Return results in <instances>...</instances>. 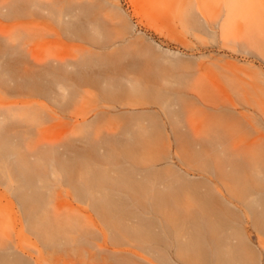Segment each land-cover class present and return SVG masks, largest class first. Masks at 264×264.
<instances>
[{"label": "bare ground", "instance_id": "6f19581e", "mask_svg": "<svg viewBox=\"0 0 264 264\" xmlns=\"http://www.w3.org/2000/svg\"><path fill=\"white\" fill-rule=\"evenodd\" d=\"M78 1L79 0H0V15L2 14V17L7 22L9 21L11 23L9 24L10 26L8 25V29L6 32L0 33V94L2 93V96L4 94L3 97L8 98L7 101L5 99V101L3 102L2 100H0V186L2 185V187L6 189V192H9L7 193L11 195V198L15 200L18 207L16 208L17 210L19 209L18 213L20 212V215L22 217L20 222H18V232L14 228L17 232H15L16 236L14 237H17L19 242H16L17 239L15 240L13 238H11L13 239L11 241L10 237H8L10 234H5V232H8L9 229L6 230V228L4 227L0 229V264H68L66 262V258L68 259L73 256H82L83 254L89 255V250H94L97 251V253L104 254V260L108 261L110 264H264V165L262 166V162L261 164H259L260 162L257 161L259 167L260 165L262 167H260L261 169L259 168L257 174H255L256 170L254 172L253 169L255 168L254 166L252 167V165L254 164H251L250 167L248 163L246 164L244 162L247 158H250L249 156H247L250 155L251 152L248 151L249 146H246L248 147V150L246 148L243 150L244 147L242 148V145L240 148L236 144V148L240 150L239 153L238 151H234L231 146L229 151H225L223 148H225L226 145H222V143H225V141L221 143L220 140H217V137L219 136L222 137L219 139H224L223 136H221L219 133H216V135L219 134L217 137L215 136V138L217 139H214V137H210V140L214 139L212 142H210L212 143V146L215 147H212L211 143L210 146L212 147V151H214L215 155H218L219 153L220 161H218V163H220V165L218 166V168L215 167V169L211 170L212 167L214 168V166L216 165V163H213V160L210 156L213 155V152L212 154L210 153V155L206 154V160H212L211 163H206V161L204 160L206 166H209L208 168H210H207L209 170V176L208 178H206L207 176L205 174H207V169L205 171L202 168L204 171H202L201 173L205 172L204 175L206 177L203 175L204 178L202 177L203 179L201 181L196 182L189 179L188 177H185L189 176L186 172L184 174L181 173L182 175L172 174L169 176L167 175L166 177H162V175L160 174L150 172L149 168L152 169V167L156 165H153L151 167L147 166V168L143 164L145 159L144 155H142L143 157L140 158L138 157V153L134 151L135 149H132V143L134 142L135 144V140H137L138 136L139 138L142 137H140V135L136 136L135 132L132 130L136 123L141 122V125L145 124L144 120V123L140 121L142 117H144V114L142 112L147 115V112H149V110H144L141 112V110L138 109L140 111L139 114L143 115L142 117H139V115L138 117L136 115H133L130 118L124 119L125 122L122 120L124 124L126 123L125 125L123 124L124 131H120H123L122 133L124 135L120 136V134L118 133L119 137H124L122 138V141L121 138L119 139V137H117V139L119 140H114L107 137V139H104L101 142L90 140L89 137L92 133H90V130H92L94 124L96 125V119L98 115H95L94 120L90 122L84 120L82 124L79 123V127L81 126L83 130L81 127V129H78L77 124V126L75 125V127H77L76 131H70L71 133L69 132V135H66L67 132L61 131L62 133H60V135H58L57 137H54L52 135L50 136L51 130H53L56 126L44 127V125L49 123L52 119L55 120L56 118L52 117L49 112H53L57 110V108L62 110L63 107H66L64 105L72 104L73 102H66L70 95H72V98H70L72 99V101L76 98V96H73V93L75 92H73L74 89L71 87L72 84H68L69 81L75 82L76 84L77 82L80 84L81 82H83L86 85L90 84L95 80L93 78V80L89 79L90 76L86 74V71L90 72V69L96 66L105 67L108 70L112 69L111 71L114 72L115 75H117V78L124 80L126 82V85L128 83L127 87H130L129 84L130 82H132V79L130 78V76L133 74L132 71H136V73H138L139 69L137 71L135 67H139V65H141V71L142 67V69H144L147 66L146 65L144 67V62L145 64L148 63V61L145 60L142 64L141 62L143 59L141 58L140 60V56L136 54L139 57V62L141 61L140 64L138 62L137 64L135 62V58H132L135 64L133 68V62L127 63L129 59L126 57V60L128 59L126 61L127 66L124 65L126 67L120 68L119 64L122 58L127 55L130 56V54L128 53L130 51V46L125 47L114 54L103 56H95L92 55L93 53L89 55L88 53V57H86V52H88L86 51L84 52L85 56H82L81 58L77 57L76 59L72 58L73 60L71 59V61H69V57V60L66 61L67 58L57 59L54 58V56V59L50 57V59H47L46 63L44 64L41 59L36 58L35 60L34 49L28 47V45L30 44L25 42L26 39H30V35L34 36L35 34L30 33L31 31H29L28 28H25L28 30V33L25 32L26 35H28L25 37V35L21 34L23 35V37H21L20 35H18L17 31H22L24 29L23 27L28 25L33 26L38 19L52 20L58 25L64 26L61 33L62 35L64 34L63 36L67 39L69 37V39H75L83 42L84 44H88L89 47L91 46L92 48H94L93 50H110L111 47L109 46L113 42L110 43V39L107 38V35L103 34L104 32L100 33L101 31H99L97 28L100 34H98L97 39H94L90 34H93L94 32H89L86 29L90 27L92 28V26H90L92 23H95L93 24L94 26H97V24H99L96 23V20L94 22L93 19L95 15L98 14V12L104 14V12H101L105 9L104 5H102L98 0H91V2H89V4L87 5L85 4V2H83V4ZM228 3L230 4L229 8L232 7V9H234L235 7L240 9V7L243 6V0H230ZM111 5L109 7H112ZM116 6L117 4L114 5L115 8ZM191 6L194 7L193 5ZM191 6L187 7L188 9L186 11V16L188 17V20L192 21L191 23L193 26H199V24H197L198 22H196L198 21L196 20L198 18H196L197 16H195L194 14L196 11H192L194 8L192 9ZM107 8L104 11H109V9ZM263 9L264 8H262V10ZM261 14L264 15V12ZM117 16L122 18V16L119 14H117ZM102 17H100V19H98L97 17L98 21H102ZM80 19H82V21L84 20V23H81L82 21L79 22ZM24 20H26V22H24ZM27 20L29 21L27 22ZM262 20H264V18ZM262 20L259 22L260 25H257V32L254 34L257 40L254 45L256 44V48L260 47L264 49V25H262L264 24V22ZM123 21L125 22L124 19ZM86 22L90 27H86ZM36 24L38 25V23ZM40 25L44 27L45 24ZM261 25L262 27H260ZM126 26L128 27V25L126 24L123 28L119 29L124 30L125 28V30H127ZM38 28L41 27H35V29L37 30L36 34L39 33ZM91 28L89 29L90 31ZM261 28L263 29L261 30ZM25 29L24 31H26ZM46 30H49V28ZM24 31H22V33ZM93 35L96 36L95 33ZM124 39H122L123 43L125 41ZM136 48L138 49V47ZM260 48L258 50H260ZM147 51L146 53H148ZM138 52L140 54L141 51ZM155 52L158 53L157 51ZM262 52L264 53V50H262ZM146 55L147 54H145V56ZM130 57H132V55ZM27 58L30 60H27ZM154 58H157V56ZM168 58L171 59L170 57ZM149 60H151V55ZM172 60L173 58L171 59V62ZM151 61H149L148 64H152L150 63ZM158 61L156 63H159ZM39 62L41 64H38ZM156 63L154 62V64ZM173 63L175 64V61ZM176 66L177 65L175 64V67ZM77 68H81L83 71L81 72L80 69V72H76L75 69ZM155 70L157 71L155 72V74L158 73L159 75V69L155 68ZM153 72L154 70L151 72V74L154 76V79H150L158 81V75L156 76ZM95 73L97 74L98 72ZM107 74L108 73H105L104 75ZM111 74H108L110 75L109 78L114 76V74L112 76ZM141 74H143V70ZM162 74L163 73H161L160 75L162 76ZM72 75L73 77H75L73 78ZM98 76H100V74ZM98 76H96V78H98ZM102 76L103 75H101V78ZM135 77L138 78V75ZM115 78L116 76L114 77V79ZM105 79L102 80L104 81L103 84L106 83ZM137 80H140L141 83L142 78H138ZM97 81L95 83H97ZM133 81H135V78ZM109 82H107V84H109ZM120 82L118 85L121 84ZM152 82L153 81H151L150 83ZM99 83L100 81L98 82V86ZM76 84H74L73 86H75ZM84 84H81L83 88ZM160 84H162V81ZM115 85L117 84H114V86ZM121 86H123L124 89L125 85L121 84ZM131 86L133 85L131 84ZM152 86L155 85L152 84ZM69 87L72 88V90H70L73 93L70 92ZM119 87L120 86L117 87V90L119 89ZM139 87L137 88V90L139 89ZM148 87L149 86H147L146 88ZM88 88H92V83ZM156 88H152V90H161L160 87H158L160 89L157 88L158 90ZM77 89L81 88L78 87ZM106 91L109 90L106 89ZM144 91L145 93H147L146 90ZM112 92L114 93V90ZM150 93L151 91L146 95ZM161 93H163L162 90L159 95ZM78 94L76 95L78 96ZM114 94H116V92ZM153 95L156 96L154 92ZM112 96L114 95L112 94ZM148 97L149 95L146 97V102ZM159 97L161 98V96L155 98ZM10 98H13V100H11ZM107 98L108 97H105V99ZM155 98L154 100L152 99L154 102ZM98 99H100V97ZM165 99H163L164 102ZM41 100L50 105L40 104L38 101ZM101 100H103L102 102H104L103 98ZM116 100L117 99L115 98V101ZM123 100L125 99H122V102ZM152 100L150 102V105L154 103ZM158 100L156 102L157 104ZM161 100L162 98L159 100V102ZM115 101H113V104ZM173 104L174 106L172 107L176 108V101L173 100L172 103H170V107ZM52 105L55 106V108L57 107L56 109L54 108L55 110L53 111L50 110V106L52 107ZM134 105L136 107V104ZM158 105H156L155 107L157 108ZM107 106H109V104L106 105V107ZM117 106L119 107L120 105ZM164 106L165 104L163 103V107ZM167 106L169 107V105ZM110 107H112V105H110ZM164 108L166 109V106ZM164 108H161V110ZM120 109L123 110L122 113L126 112L124 110L125 108L122 109L120 107ZM120 109H116L118 111L117 114L115 113L116 111L112 112L115 113V115H118V113H121L119 112ZM126 110L127 114H130L129 107ZM167 110H165L167 115L176 113V115H172L173 117L177 116V112L169 113V111ZM103 112H105V110ZM109 112L110 110L107 113ZM60 113L59 116L65 115L64 112V115H60ZM55 114L58 115L57 112L54 113V115ZM153 114L155 115L156 113L154 112ZM153 114H151V116ZM157 115H159L160 119L162 120V115ZM172 115L171 117L169 116L170 118H168V121L170 119V121L174 122V120H171ZM146 117L145 119H147ZM152 117L150 118L154 119ZM160 119H158V121H160ZM158 121L155 120L152 122L157 123ZM180 121L178 122L182 125V122ZM149 122L151 123V121ZM173 122H170L169 125L171 126L174 123H178ZM160 123L164 125V123ZM148 124H146V126ZM151 125H154V123H152ZM158 125L155 128L160 129ZM181 125L179 128L182 127ZM144 126L145 125H143V127ZM170 126L169 130H171L170 128H173L174 130L176 128V132H179L176 124L175 126ZM177 126L179 125L177 124ZM166 127L168 128L167 125ZM55 130H57V128ZM174 130H172L173 132L171 131V135L174 134ZM138 132L140 133L139 130ZM81 134H83L84 136L85 134L88 135L83 138L88 145V148L83 151H80V148L79 150H76L77 145H75L77 142L80 144V142L82 141L80 137H75V135ZM178 134L176 133V135ZM150 135L152 137V134ZM159 138L161 137L159 136ZM124 139L126 140L125 142ZM186 139L189 140L188 138ZM186 139H183L184 142L186 141ZM139 140L138 143H140ZM183 140L181 138V141ZM147 141L152 142L153 140ZM215 141L216 143H218L219 141L218 148L220 147L222 150L216 148L217 145H214ZM187 142L188 141H186V143ZM147 143L149 144V142ZM207 143H209V140ZM145 146L147 145L145 144ZM148 146H150V144ZM252 146H250V149L253 148ZM214 148H216L220 152L217 151L218 153H216V149L214 150ZM231 148L237 154H240V152L243 150L241 153L242 156L234 155V152L232 153L233 156L232 154H229L232 157L235 156L234 158H236V156L237 158L239 157L238 160L242 161V163L238 162L237 159H233L232 157L227 155L228 152H230ZM261 148L260 150L263 151L264 147L263 149ZM101 149L103 150V152ZM153 149H148L147 152H155V149ZM209 149L211 150V148ZM257 150L258 149H256L255 151ZM100 151L102 153H100ZM245 151L249 152V154H246ZM152 152L151 154L153 155L154 152ZM255 154H257L258 156V153L255 152ZM193 155L195 156V153H193ZM217 155L213 158H218ZM145 156L147 157V154H145ZM240 156H245L246 159H244L243 161L241 159H243L244 157L240 158ZM195 157H198L199 160L201 156L197 154ZM150 158L153 157H149V159L147 160H151ZM202 158L204 159V157ZM209 158L210 160H208ZM262 158L258 157L257 159L264 160V157ZM161 159L162 158H160V160ZM184 162L187 161L185 160ZM215 162H217V159ZM243 162L246 164V166L243 165ZM200 164H204V162L202 161L201 163L200 161ZM210 164H212V166ZM201 166L202 165H200V169ZM248 168L249 173H251L250 170L254 172V175L252 176L251 174L250 176L252 178H248L247 176H245L248 173ZM176 172L177 170L175 171V173ZM254 176L255 178L253 179ZM226 181H229L231 185L229 186V183H227ZM218 187H220V189ZM240 208H242L241 210H244V212L246 211L245 214H247V216L239 215V213L241 214V212H238L241 211ZM235 209L237 210V212ZM242 214H244L243 211ZM240 217L244 218L242 219ZM247 217H251L250 221H252V227L256 232L254 234L257 235L256 237L259 241L257 242L259 243L257 244V247L259 245L258 249L260 248L259 253L255 251L257 248H253V250L249 246V244L247 245L246 239L248 238H245L244 240V237L242 236V233L245 232L243 230L244 228L242 229L241 225H248L246 223L249 220L247 219V222L245 220V218ZM97 221L106 229L108 233L106 237L109 236V239H107L101 232L102 228H99ZM4 230L6 231L2 233ZM15 233H13V235H15ZM22 233L31 236L35 240L36 248L38 246L42 248V251L39 250L40 248H37L38 251L36 258H33L32 256V254L35 255L36 249L33 250L35 252H32V249L28 250L27 252L26 249L28 248L21 247ZM98 234L103 235V245L97 244L98 242L96 243ZM10 236L13 237L12 235ZM26 241L27 245L28 243H34L30 242L28 239ZM130 244L132 245L134 250L139 251L140 254H145L147 257H149V259L140 256L139 254H137L139 253L137 251L136 253L134 250L124 249V246H131ZM25 245L23 247L27 246ZM108 246H111V248H109ZM97 253L91 255V260H94L95 257H97ZM45 254L47 256H50L52 261H48L49 259L43 257Z\"/></svg>", "mask_w": 264, "mask_h": 264}, {"label": "rangeland", "instance_id": "374dc122", "mask_svg": "<svg viewBox=\"0 0 264 264\" xmlns=\"http://www.w3.org/2000/svg\"><path fill=\"white\" fill-rule=\"evenodd\" d=\"M98 1L101 2L102 5H104L105 9L108 7L107 9H109V11L108 10L104 11L105 10L104 9L103 11H101V12H104V14L98 12V14L99 13L100 14L95 15L93 20H94V22L96 20V23H99V24H97V26L93 25L95 23H92L91 25L89 24L90 26H92V28H91L90 26H88V23L86 22V24H87L86 27L87 26L90 27L91 31L89 30L90 28H86V27L85 28L89 32L95 33L96 36L93 35L94 33L93 34L90 33L94 39L98 38V34L104 32L103 34L107 35V38L110 39V43L113 42L109 46V47H111L110 50L109 49H106L105 51L104 50L103 51L98 50V49L93 50L94 48H92L91 46L89 47L88 44H84L83 42H80V41L75 40V39H71V38L69 39V37L67 39L66 37L63 36L64 34L62 35V33H61L62 28L64 26L58 25L56 22H54L52 20L38 19L36 21V23H38V25L35 23V20H34V23H35L34 25L41 27V28H38V32H39L38 34H36L37 30L35 29L36 26H34V25H33L34 27L32 25H28V26L23 27L24 29L28 28V30L31 31L30 33L35 34L34 36L30 35L29 36L30 39L24 38V39H26L25 42L30 44V45H28V47H31L32 49H34L35 60H36V58L41 59L43 61V64H44V63H46L47 59H50V57L53 58V56H54V58H57V59L58 58L59 59L60 58H67V60L65 59L66 61H68L69 59H70L69 61H71L72 58L76 59L77 57L81 58L82 56H85L84 52H86V51H88V52H86V57H88V53H89V55H91L93 53L92 55H95V56L96 55L103 56V55L114 54V53L118 52L119 50L130 46L129 48H130L131 52L129 51V49H128L129 52L128 51L127 52L130 54V56L132 55V57H130L129 55L124 56L122 58L120 64H119L120 68L126 67L128 62H133L134 60L132 58H135V60H136L135 62L136 63L138 62L140 64L141 61L139 62L138 56H140V60H141V58L143 59L141 62L142 64H143V61H145V60H147L148 63L151 60L152 61L154 60V61L150 62L152 64H148V63L145 64V62H144V67L147 65L149 68L146 66L144 69H142L143 68L142 67L141 71H140L141 65H139V67H137V66L135 67V69H137V71L139 69V71H138L139 74L136 73V71L135 72L132 71L133 74L130 76V78L132 79L131 80L132 82H130V84H129L130 87L129 86L127 87L128 83L126 85V82L124 80L117 78V75H115L114 72L111 71L112 69L108 70L105 67H96V66L93 67L95 69L91 68L94 70V72L91 69H90V72L89 71L87 72L85 70L86 74H88L91 77V78L89 77V79L95 80V81L91 82L92 83L91 89L88 88L91 86V83L86 85L83 82H81L82 85L84 84V88H83V86L80 83L77 82V84H76L75 82L69 81L68 84L69 85L72 84L71 87L75 90V91L73 90V92H75V93H73L71 91L72 90L71 87H69V90L71 89L70 92L73 93V96H76V98H75L76 100L73 99V101H72V99H70V98H72L71 97L72 95H70V97L68 98L69 100L67 99V101H66L67 103H69V102L70 103L73 102V103L70 104L71 106L69 104H68L69 106L64 105L66 107L67 106L70 107V108L67 107L68 109L66 107L62 108L65 115L63 114L61 109L56 107L57 110H55L56 109L55 106H53V105H52V107L50 106L51 111L55 110L53 112L58 113V115H56V114L54 115L53 112H49L51 114V116L56 118V119L55 120L52 119L49 123L44 125V127H55L56 126L53 130H51L50 136L52 135L54 137H57L63 131L67 132L66 135H69L74 130L76 131L77 127H75V125L77 126V124H78V129H81L82 127L81 126H80L81 128L79 127V123L82 124V122L84 120L90 122V121L94 120L95 115H98L99 118L97 116L96 125L94 124V127L92 128V130H90V133L92 132L90 137H89L90 140L95 141V142H101L102 140L107 139V137L115 140V139H117V137H119L118 133L120 134V136L124 135L122 133L124 131L123 130L124 125L126 124V123L124 124V122H125L124 119L130 118L133 115L134 116L136 115L137 117L139 115V117H142L143 115L139 114L140 113L139 110H141V112L144 110H147V111L149 110V112H147V111L146 112L150 115H148V114L146 115L144 112H142L144 114V117H142V119L140 121H142V123L145 122V124H143L145 126L143 127V125H141V122L136 123V125L138 127L135 125L133 130H132L135 132L136 136H138V135H140V137L142 136L141 138H139V136L137 137V140H135V144H134V142L132 143V149L133 148L135 149L134 151L136 153H138V157L141 158V157H143L142 155H144V157H145L144 162H143L144 166H146V167L147 166L151 167L153 165L157 166V167L153 166L152 169L149 168L150 172L160 174V175H162V177H166L167 175L169 176L172 174L182 175L186 172V173H188L189 176H185V177H188L189 179L196 181V182L201 181L205 175L207 176V177L206 176L205 177L208 178V176H209L208 175V172H209L208 169H210V168H208L209 166H206V163L207 162L211 163L212 160H213V163H216L215 166L213 165L214 168L212 167L211 170L215 169V167L218 168V166L220 165V163H218V161H220L219 160V153L217 152L221 149L220 147L218 148L219 141H218V143H216V141H215L216 144L214 143V145H217L216 148L219 149V150H217L216 148H214V150L216 149V153H218V155L216 154L218 156V158H215V159L213 157H216V155L214 154V151H212L213 150L212 147H215V146H212V143H211L214 139L218 138L217 140H220L221 143L225 141V143H222V145L223 144L226 145V147L224 146L225 148H223L225 151H227V150L229 151L230 146H231L234 149V151H238V153H239L240 150L238 148H236V144L240 148L242 145V148L244 147L243 150L245 148L248 150V147H246V146H249L248 151L249 152L251 151L252 153L250 152V155H247V156H249L251 159L250 158L246 159L245 156H243L244 158L241 157L242 156L241 153L243 150L240 152V154H237L236 152L233 151L232 148H231L232 151L230 150L231 153L228 152L227 155H229V154L231 155L233 152L235 153L234 155H237V156L241 155L240 158H243L241 160L244 161V159H246V161H244V162L246 164L248 163V165L250 167H251V164H254V165H252V167L254 166L255 169H253V168L252 169L254 172L256 170L255 174H257V172L259 171V168L264 165L263 164L264 160L259 159L260 160L259 161L257 159L258 157L259 158L264 157V150L263 151L260 150L261 147H262L261 149H263V147H264V53L262 52V50H264V49H262L260 47H257V48L255 47L256 44L254 45V43L257 40H256L254 34L257 32L256 29L260 25L259 22L264 18V15L261 14L264 12L263 11L264 9L262 10V8H264L263 7L264 6V0H243V4H242L243 6H241L240 9L236 8V7L234 9H232V7L229 8L230 4L228 2L230 0H116V1L115 0H112V1L109 0L110 3L108 2V0H98ZM78 2H80V3L85 2V4L87 5V4H89V2H91V0H82V1L79 0ZM115 4H117L118 7L116 6V8H115L114 7ZM110 5L112 7H109ZM191 5H193L194 7H192ZM189 6H191L192 9L194 8L192 11H196L194 14H195V16H197L196 18H198V19H196V20H198L196 22H198L197 24H199V26H193L191 23L192 21L188 20V17L186 16L187 15L186 11L188 9L187 7H189ZM111 14H112V16H111ZM117 14L121 15L122 18L118 17ZM97 17H98V19H100V17H102L101 20L103 22L100 20L98 21ZM82 19H80L79 22H81ZM123 19L125 20V22L123 21ZM28 21L29 20H27V22ZM83 21L81 23H84ZM262 21L264 22V20H262ZM24 22H26V20H24ZM120 22H122V23H120ZM126 22H128V23H126ZM9 24H11V23L9 21L7 22L2 17V14H1L0 15V33L6 32ZM40 24H45L46 26L44 25V27H42ZM101 24L103 25V27ZM126 24L128 25V27L126 26L127 30H125V28H124V30L119 29V28H123ZM98 25H99V27H102V28H99ZM262 25H264V24H262ZM262 25L260 27H262ZM31 26H32V28H31ZM93 26H94V28H93ZM45 27H46V29L49 28V30H46ZM97 28L99 31H101L100 33L97 30ZM263 28H261V30ZM3 29H4V31H3ZM24 29L22 31H24ZM50 29H52V30H50ZM25 30L26 31H24L23 33H22V31H20L21 32L20 33L18 30L17 31L18 35H20L21 37H23V35H25V37H26L28 34L26 35L25 32H27L28 30L27 29H25ZM34 30H35V33H34ZM110 33L112 36L110 35ZM125 33H126V35H125ZM21 34H23V35H21ZM123 36L125 37V39ZM258 37H259V35H258ZM253 38H255V39H253ZM122 39H124L125 41L127 40V41L126 42L124 41V43H123ZM30 41H31V43H30ZM114 43H115V45H114ZM133 43H135V44H133ZM136 47H138V49ZM31 48H29V49H31ZM259 48H260V50L261 49L262 50L261 51L258 50ZM147 49H148V51H147ZM138 51H141L140 54ZM146 51L148 53H146ZM155 51H157L158 53H156ZM154 52H155V54H154ZM83 53H84V55H83ZM244 53H246V54H244ZM145 54H147V55L145 56ZM43 55L45 56L46 60H45ZM142 55H144V56H142ZM150 55H151V60H149ZM155 55L157 56V58H154V57H156ZM167 56L170 57L171 59L173 58L172 62H171V59H169ZM171 56H174L175 58L171 57ZM68 57H69V59H68ZM126 57L129 59V60L127 59L128 61L126 60ZM137 57H138V59H137ZM28 58H27V60H30ZM131 59H132V61H131ZM157 59L158 60L160 59V60L158 61ZM174 59H176V60H174ZM126 61H127V63H126ZM157 61L159 63H156ZM174 61H175V64L177 65L176 67H175V64L173 63ZM40 62L38 64L42 63V62L41 63ZM154 62L157 65L158 64L159 65L157 66L156 64H154ZM28 63H29V61H28ZM32 63H33V61H32ZM124 65H126V66H124ZM155 65H156V67H155ZM134 66H135V64L133 62V68H134ZM159 66H161V67H159ZM155 68L159 69L158 72L160 74L163 73L162 76L160 74L158 75V73L155 74V72H157L155 70ZM80 69L77 68V69H75V71L80 72ZM77 70H79V71H77ZM106 70H107V72H106ZM142 70H143V74H141ZM153 70H154L153 73L156 76L157 75L159 76V77L157 76L158 79L155 77L158 81L151 80V79H154V76L151 74V72ZM82 71L83 70L81 69V72ZM144 71H146L147 73ZM95 72H98V73L96 74ZM105 73H108V74L113 73L114 76H112L113 74H111L112 77H110V78H112V79H110L109 78L110 75H108V74H107L108 76L104 75ZM83 74H85V73H83ZM99 74H100V76H98ZM73 75H75V74H73ZM73 75H72V77H73ZM94 75H95V77H94ZM101 75H103L102 78H101ZM137 75H138V78H142L141 83H140V80H137L138 78L135 77ZM96 76H98V78H96ZM106 76H107V78H106ZM115 76H116V78L114 79ZM145 77H146V82H145ZM160 77H162V78H160ZM163 77H164V79H163ZM134 78H135V81H133ZM97 79H98V81H97ZM104 79L106 80L105 84H103L104 81H102ZM108 79H110V80H108ZM161 79H163L164 81ZM120 80H121V82H120ZM96 81H97V83H95ZM99 81H100V83L98 86ZM117 81H118V83H117ZM137 81H139V82H137ZM147 81H148V83H147ZM149 81L150 82L153 81L155 84L153 82L150 83ZM161 81H162V84H160ZM107 82H109V84H107ZM119 82L122 85H125L124 89H123V86H121V84L118 85ZM93 83H94V85H93ZM113 83L117 84V85L114 86ZM157 83H158V86H157ZM74 84L77 85V88L79 87L81 89H77L76 85L73 86ZM131 84L133 86H131ZM147 84H149V85H147ZM152 84L155 85L157 88L160 87L164 94L161 93L159 95L161 90H158V89H160V88L157 89L155 86H152ZM79 85H81L82 87ZM135 85H137V86H135ZM139 85H140V87H139ZM109 86L112 90L109 88ZM118 86H120L121 88L119 87V89L117 90ZM142 86H144V87H142ZM147 86H149V87L146 88ZM138 87H139V89L137 90ZM152 88H156L158 91L152 90ZM106 89L109 90L110 92L106 91ZM121 89H122V91H121ZM80 90H81V92H80ZM113 90H114V93L116 92V94H114L112 92ZM144 90H146V91L148 90L147 93L150 91L152 93V94L150 93L151 95L148 94L149 95V97L147 98L148 103L145 101L146 97L148 95H146L147 93H145ZM164 90H165V92H164ZM153 92H154V94H156V96L153 95ZM1 94H0V100H2V102H3L6 99V101H7L8 98L3 97L4 94H3V96ZM76 94H78V96ZM112 94L114 96H112ZM141 94H142V96H141ZM162 94L165 97H163ZM129 96H131V97H129ZM150 96H152V97H150ZM158 96H161L162 100L165 99L166 97L167 98L165 99V102H164V100L163 101L161 100L159 102V100L161 98L160 97L155 98ZM99 97H100V99H98ZM105 97H108V98L105 99ZM109 97H112V98H109ZM102 98L104 99V102H102L103 101V100H101ZM115 98L117 99L116 101H115ZM154 98H155V102L153 101ZM122 99H125V100H123V102H122ZM11 100H13V98ZM11 100H9V101H11ZM119 100L121 101V104H120ZM148 100H150V101H148ZM151 100L156 105H158L159 103L161 104V105L159 104L157 107L159 109V111L155 107L156 105L154 103L150 105ZM157 100H158V104L156 103ZM173 100L176 101V108L172 107V106H174V104L171 105V107H170V103H172ZM98 101L102 102V103H99ZM113 101H115L114 104H115L116 109H120V107L122 109L125 108L124 110L126 112L122 113L123 110H121V109L119 111L123 115L121 113L120 114L118 113V115H115V113L117 114L118 111L115 109ZM38 102L40 104H46V105L48 104L42 100L38 101ZM162 102L165 104L166 109L164 108L165 106L163 107ZM103 103H105V104H103ZM108 104H109V106L106 107V105H108ZM134 104H136V107ZM142 104H144V105H142ZM48 105H50V104H48ZM110 105H112V107H110ZM117 105H120V106L118 107ZM167 105H169L170 108ZM128 107L130 109L129 110L130 114H127L126 109ZM161 108H164V109L161 110ZM106 109H107V111H106ZM58 110L62 113H60ZM104 110H105V112H103ZM109 110H110V112H109L110 114L107 113ZM163 110L164 111L167 110V111H169V113L177 112V116L173 117V115H176V113L175 114L172 113L173 114L172 115V114H169L168 112L167 113L169 115H167L166 111L164 113ZM112 111H114V112L116 111V112L113 113ZM157 111H158V113H157ZM154 112L156 113L155 115L153 114ZM59 113H60V115H64L65 117L59 116ZM101 113H102V115H101ZM104 113H107V114H104ZM151 114H153L152 115L153 117L151 116ZM157 114H160V116L162 115L161 116L162 120L160 119L159 115H157ZM178 114H179L180 118H179ZM126 115H127V117H126ZM171 115H172V118H174V119L171 118V120H174V122H178L181 119L180 122H182V125L179 124V122L174 123L173 121H170V119H169L170 122L174 123V124H172L173 126H175V124H176V127H178L179 132H176L177 131L176 128H175V130L173 128H170L171 130H169V126H170L169 123L170 122L168 121V118H170ZM58 116L63 117L64 119L59 118ZM121 116L124 118H122ZM145 117L147 119H145ZM150 117H152L154 119H151ZM158 119H160V121H158ZM122 120L124 122H122ZM143 120H144V122H143ZM147 120H148V122H147ZM155 120H157L158 122L157 123L152 122ZM175 120H177V121H175ZM149 121H151V123ZM160 122L164 123V125L161 124ZM152 123H154V125H151ZM146 124H148L149 126L148 125L146 126ZM156 124L157 125L159 124L158 127L160 129L162 128L161 129L162 132L160 131V129L155 128V127H157ZM177 124L179 126H177ZM119 125L121 126V128ZM166 125L168 126V128L166 127ZM180 125L182 126L181 128H179ZM44 127H42V128H44ZM56 128L58 131L55 130ZM58 128H60V129H58ZM82 130H83V128H82ZM121 130H123V131L120 132ZM138 130L140 131V133L138 132ZM143 130H145V131H143ZM172 130H174L175 136H174V134H172V135L170 134L173 132ZM175 132L177 134L178 133L179 134L176 135ZM216 133H219L221 136H223L225 140L219 139L222 137H220V136L217 137L219 134L216 135ZM150 134H152L153 138L151 137ZM66 135H65V137H66ZM112 135H113V137H112ZM85 136H88V135L85 134ZM85 136L83 134L75 135V137H80V139L82 140L80 142V144L78 142L75 144L78 146V148L76 146V150H79V148H80L81 149L80 151H83V150H86L88 148V145H87L85 139H83ZM114 136H116V137H114ZM156 136L158 138L160 136L161 137V138H159L160 140ZM215 136L217 138H215ZM210 137L211 138L214 137V139L210 140ZM120 138L122 141L123 140L122 138H124V137H119V139ZM156 138H157V140H156ZM181 138H182V140L183 139L185 140L186 138H188L189 140L186 139V141H188L186 143V141L184 142V140L181 141ZM119 139H117V140H119ZM125 139H126V137H125ZM125 139H124V142L126 141ZM141 139H142V141H141ZM138 140L140 143H138ZM147 140H153V141L151 142V141H147ZM208 140H209V143H207ZM147 142H149L150 146H148L149 144ZM210 143H211L212 147L210 146ZM83 144H84V147H83ZM145 144L147 146H145ZM156 144H158V145H156ZM141 145H142V147H141ZM234 145H235V147H234ZM252 145H254V146H252ZM250 146L253 147L252 149H254V148L255 149L254 150L250 149L251 148ZM147 148L150 150H152L154 148L156 153L154 151H153L154 153L151 151L153 153V155H152L151 152L149 151L150 152V154H149V152H147L148 151ZM157 148H158V151H157ZM209 148H211V150ZM145 149H147V150H145ZM256 149H258V150L255 151ZM259 151H261V152H259ZM102 152H103V150H102ZM102 152L100 151V153H102ZM212 152H213L214 156L210 155V153L212 154ZM249 152H246V154L247 153L249 154ZM255 152L258 153V156H257V154H255ZM193 153H195V156L197 154L200 155L201 156L200 159L202 157H204V159L202 158L201 160L200 159L198 160L199 156L195 157L193 155ZM145 154H147V157L145 156ZM206 154L210 155L212 160H210V158H209L208 160H210V161H207L206 160L207 157H205ZM246 154H244V155H246ZM155 155L157 158L155 157ZM148 156L153 157V158H150L151 160H147V159H149ZM232 156H233V154H232ZM232 156H230V157H232ZM237 156H236V158H234L235 156L232 158L238 160L239 157L237 158ZM253 157L257 160H255ZM160 158H162V159L160 160ZM221 158H222V156H221ZM152 159H153V161H152ZM216 159H217V162H215ZM185 160L188 163L184 162ZM204 160L206 161V163ZM200 161H201V163L203 161L205 165L200 164ZM257 161L260 162L259 164H261V162H262V166L260 165V167H259V164L257 163ZM238 162L242 163V161H240V160H238ZM244 162H243V165L246 166V164ZM212 164H210V165L212 166ZM200 165H202L201 169H200ZM202 168L205 171L208 168L207 174H205V172L201 173L202 171H204ZM175 169L179 173H177V172L175 173V171H176ZM250 171H251V173H249V168H248V170H247L248 173L245 175L248 178H252V177H250L251 174H252V176L254 175V172L252 170H250ZM256 177H257V175H256ZM138 178H140V177H138ZM254 178H255V176L253 177V179ZM227 183H229L228 184L229 186L231 185V183L229 181ZM218 188L220 189V187H218ZM7 192H6V189H4V187H2V185H1L0 186V225H1L0 229L2 227L6 228V230L9 229L10 231L8 230V232H5L6 230H4L2 233L5 232V234L6 233L10 234L13 237H11L10 235L8 237H10V239L13 238L16 240L17 237H14V236H16V233L19 230L18 222H20L22 217L20 215L21 213L20 212L18 213L19 209L17 210L18 207L16 205L15 200L13 198H11V195H9L8 194L9 192L8 193ZM241 209L242 208H240V210ZM242 211L244 214H242ZM236 212H237V210H236ZM238 212H241V214L239 213L240 216L241 215L247 216V214H245L246 211L244 212V210H241ZM147 217H150V216H147ZM244 217H240V218L243 219ZM250 218L251 217L245 218L246 222L249 220L247 223L244 222L248 225L245 224L246 226H244V224H242V225L240 224L242 226V229L244 228L243 230L245 232V233H242V236L244 237V240H245V238H248V239H246L247 245L249 244V246L252 249L253 248L258 249L259 245L257 247V244H259V243H257V242H259V241L257 240V237H256L257 235L254 234L256 232L252 227V221H250L251 220ZM250 222H251V224H250ZM97 224H98L99 228H102L101 232L106 237L108 235L106 229L102 225H100L98 221H97ZM14 228L17 230V232ZM12 230H14V231H12ZM9 232H11V233H9ZM241 232H243V231H241ZM13 233H15V235H13ZM98 237H99V239H98ZM102 237H103V235H101V234L97 235V241H96V243L98 242L97 244H99V245L104 244V238H102ZM108 237H106V238L109 239ZM21 238H22L21 239L22 240L21 241V247L22 248H28V249H26L27 252L30 249H32L31 250L32 252L36 251V253H35L36 256L34 254H32L33 258H36L37 257V251H38L37 248H40L39 249L40 251H42V248L40 246H38V244H37L38 247L36 248L35 247V245H36L35 240L31 236H28L25 233H22ZM13 239H11V241ZM27 239L32 243L34 242L33 244L28 243L30 248L26 244ZM247 240L254 247H252ZM16 242H19L18 239L16 240ZM24 245L26 247H23ZM31 245H33V246H31ZM132 245L131 246H124L125 248L124 247L123 248L126 250H134ZM108 247L111 248V246H108ZM257 249L255 251L257 253H259L260 248L258 250ZM33 250H35V251H33ZM116 250H118V249H116ZM24 251H25V249H24ZM134 251L136 252L137 250H134ZM137 252H139V251H137ZM96 253H97V251L89 250V255L83 254L82 256H73V257H70L68 259L66 258V262L68 264H110L108 261L104 260V254H102V253H97V257H95L94 260H91V255H94ZM137 254L149 259V257H147L145 254L144 255L142 253L140 254V252ZM43 257H45L46 259H49L48 261H52L51 257L47 256L46 254ZM42 264H44V263H42Z\"/></svg>", "mask_w": 264, "mask_h": 264}]
</instances>
